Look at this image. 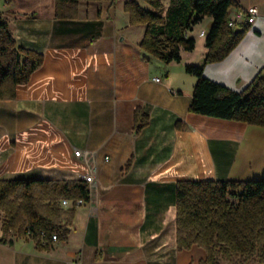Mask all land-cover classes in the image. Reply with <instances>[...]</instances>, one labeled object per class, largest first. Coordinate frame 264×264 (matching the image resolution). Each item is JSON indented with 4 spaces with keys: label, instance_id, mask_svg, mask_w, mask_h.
<instances>
[{
    "label": "crops",
    "instance_id": "obj_1",
    "mask_svg": "<svg viewBox=\"0 0 264 264\" xmlns=\"http://www.w3.org/2000/svg\"><path fill=\"white\" fill-rule=\"evenodd\" d=\"M3 1L17 45L44 60L14 99L0 100V181H92L67 241L49 250L30 237L2 242L0 212V264H201L204 249L177 248L176 184L264 175L263 127L188 111L197 78L185 66L202 63L213 19L195 25V49L167 65L144 55L146 27L130 25L125 0L82 1L72 20L55 17V0ZM236 1L230 19L250 7L258 15L204 76L241 92L264 66V0ZM171 3L162 0L164 16ZM137 109L149 119L138 133Z\"/></svg>",
    "mask_w": 264,
    "mask_h": 264
},
{
    "label": "trees",
    "instance_id": "obj_2",
    "mask_svg": "<svg viewBox=\"0 0 264 264\" xmlns=\"http://www.w3.org/2000/svg\"><path fill=\"white\" fill-rule=\"evenodd\" d=\"M82 1L55 0V17L79 16ZM125 0L131 26L146 31L140 48L164 64L181 62V51L192 52L196 40L187 33L205 17L213 19L206 37L207 52L200 65H186L197 78L188 111L193 114L246 123L264 128V66L241 92L208 79L204 68L219 63L239 45L250 29L247 22L230 26L236 0H172L165 16L162 0ZM42 54L19 47L8 20L0 12V100L15 97L16 87L29 82L43 64ZM135 131L148 125V116L135 111ZM179 127V125H178ZM90 190L82 180H1L2 242L30 237L39 251L49 250L69 236L76 208L64 209L61 201L88 202ZM177 248L205 250L201 264H264V175L252 181H180L176 184ZM11 237V238H10ZM10 238L9 240H7Z\"/></svg>",
    "mask_w": 264,
    "mask_h": 264
},
{
    "label": "built area",
    "instance_id": "obj_3",
    "mask_svg": "<svg viewBox=\"0 0 264 264\" xmlns=\"http://www.w3.org/2000/svg\"><path fill=\"white\" fill-rule=\"evenodd\" d=\"M257 15H258V11H257L256 7H250V8H246L245 10H239L237 13L236 19L235 20L231 19L230 26H235L236 23H242V22H247L249 24H252ZM199 36L204 37L205 33L201 32L199 34ZM155 81L159 82L160 80L156 79ZM80 155H81V151L78 150L75 152L76 157H80ZM85 180H86V182L90 183L92 181V177L91 176L86 177ZM82 203L83 202H81V201L77 202V203H73L71 201L63 200V201H61V206L63 208H77L80 205H82ZM52 241L53 242L58 241V238L56 235L52 236Z\"/></svg>",
    "mask_w": 264,
    "mask_h": 264
},
{
    "label": "rangeland",
    "instance_id": "obj_4",
    "mask_svg": "<svg viewBox=\"0 0 264 264\" xmlns=\"http://www.w3.org/2000/svg\"><path fill=\"white\" fill-rule=\"evenodd\" d=\"M6 1H7V0H4V1H3V3H6ZM146 8H149V6H148V7H146Z\"/></svg>",
    "mask_w": 264,
    "mask_h": 264
}]
</instances>
